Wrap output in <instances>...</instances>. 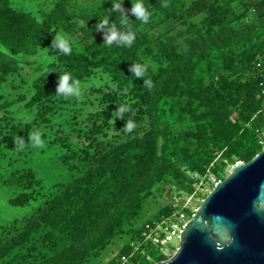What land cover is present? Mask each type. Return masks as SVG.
Returning <instances> with one entry per match:
<instances>
[{
    "label": "trees",
    "instance_id": "obj_1",
    "mask_svg": "<svg viewBox=\"0 0 264 264\" xmlns=\"http://www.w3.org/2000/svg\"><path fill=\"white\" fill-rule=\"evenodd\" d=\"M119 2L37 0L25 9L0 0V182L16 191L10 205L32 207L23 224L0 226V264L101 263L125 237L105 264L166 261L151 260L149 228L209 173L223 180L264 150V0H143L147 24L132 0H121L120 11ZM122 15L136 38L109 46L114 23L126 31ZM61 33L69 55L54 46ZM42 56L48 62L39 64ZM145 63V75L135 76V64ZM65 72L81 84L107 81L92 86L86 110L56 95ZM120 106L128 110L116 118ZM130 119L136 126L126 132ZM32 130L58 150L67 173L46 189L26 161ZM196 193L193 203L208 195Z\"/></svg>",
    "mask_w": 264,
    "mask_h": 264
},
{
    "label": "water",
    "instance_id": "obj_2",
    "mask_svg": "<svg viewBox=\"0 0 264 264\" xmlns=\"http://www.w3.org/2000/svg\"><path fill=\"white\" fill-rule=\"evenodd\" d=\"M180 239L156 264H264V150L214 185Z\"/></svg>",
    "mask_w": 264,
    "mask_h": 264
},
{
    "label": "rangeland",
    "instance_id": "obj_3",
    "mask_svg": "<svg viewBox=\"0 0 264 264\" xmlns=\"http://www.w3.org/2000/svg\"><path fill=\"white\" fill-rule=\"evenodd\" d=\"M16 3L23 5V7L25 9H32L34 1L36 2L37 0H15ZM45 56H42L38 62L39 64H44V58ZM34 70H31L32 73H30V76L34 77L36 76L37 72H36V68L33 67ZM105 82H107L106 80H102L98 83H96L95 80H90L88 82L82 83L81 84V96L77 99H75V96H69L67 97V100L71 103H77L78 105L80 104V106L82 105V102L87 103V98H92L93 96H90V89L92 88V86H97V85H101L104 84ZM17 83V82H16ZM18 85V84H16ZM18 93H21L20 91L17 92H13L12 96H16L18 95ZM8 100H11L12 97H8ZM83 106V105H82ZM68 107H70V105H68ZM84 108L86 106H83ZM87 109V107L85 108V110ZM87 112V111H86ZM20 116H22L25 119L30 120L31 116L29 114H27V112L25 110H21L20 111ZM65 118V116H61V118H59V120H63ZM58 119L56 121H59ZM31 153L30 155L27 157L26 161L27 163L32 167L33 169L37 172L38 177L40 178V180L42 181L43 187L46 189L50 186H52L55 181H59L60 179H64V177L67 176V173L65 171V168L60 164L59 160H58V150L53 148V147H49V145H47L46 142H44V147L42 148H34L31 146ZM33 161V162H32ZM6 177V176H5ZM15 189L13 187H9L6 185H3L0 182V226L2 225H8L11 222L14 221H18V224L21 225L25 222V220H27L30 216L31 213V206H27L24 208H20V207H15L9 204V199L10 197L15 193ZM201 202L198 201V199L196 201H194V203L192 204V208L197 207ZM154 209V207H153ZM155 210V209H154ZM191 212V210L189 211V213ZM153 215V212L151 211L148 215L147 218H150V216ZM191 218V217H190ZM128 242V237H125L124 239L120 240V241H116V243L113 246H110L106 249L105 252H103L101 255V263L97 262H92L90 264H105L106 261L110 258L112 252H117L119 250V248ZM178 240H176L172 247L176 248L178 246ZM168 251H159L156 246L153 247V249L150 251V256H151V260L153 261L154 259H157L158 257H160L161 255H167ZM174 254H170L169 258L171 256H173Z\"/></svg>",
    "mask_w": 264,
    "mask_h": 264
},
{
    "label": "clouds",
    "instance_id": "obj_4",
    "mask_svg": "<svg viewBox=\"0 0 264 264\" xmlns=\"http://www.w3.org/2000/svg\"><path fill=\"white\" fill-rule=\"evenodd\" d=\"M166 6L167 5H165V7ZM113 8L120 11L122 8L121 0L119 3H114ZM131 12L136 16V20L140 21L142 24H147L151 18V13L144 5L143 0H135V2H133L132 0ZM120 22L125 25L126 31L123 34L118 33L115 30V23H114L111 26L110 34L106 35L105 37V43L111 46L113 44V41L119 40L121 45L131 47L136 38L135 32L132 30L131 27L128 26L129 21L126 16L122 15ZM107 23H108V19H103L99 24H97V28H101L104 25H107ZM53 43L54 46L57 47L60 50V52L63 53L64 55L71 54L72 47L69 38L65 34L61 33L55 35ZM48 59H49L48 57H45L44 58L45 62H48ZM147 69H148L147 63L135 64V67L132 69V71L135 73V76L143 77L147 72ZM146 83L148 84L149 88L152 87V83L150 80H146ZM56 95H63L64 97L75 96L76 98H79L81 96V82L79 80L73 79L71 73L65 72L64 74H61L60 77L58 78V87L56 90ZM127 110H128L127 108L120 106V108L116 111L117 114L116 118L117 117L123 118V113ZM135 126H136L135 123L130 119L126 123L123 130H125L126 132H131L135 128ZM29 139L31 141L30 144L32 147L34 148L44 147V141L41 138V133L39 130L36 131L32 130L29 133ZM14 143L19 150H23L26 147V144L19 136H14ZM210 191L208 192V194L210 193Z\"/></svg>",
    "mask_w": 264,
    "mask_h": 264
},
{
    "label": "built area",
    "instance_id": "obj_5",
    "mask_svg": "<svg viewBox=\"0 0 264 264\" xmlns=\"http://www.w3.org/2000/svg\"><path fill=\"white\" fill-rule=\"evenodd\" d=\"M261 85L264 90V81L261 82ZM218 181L219 180L214 174L209 173L206 178H203L199 182L196 191L185 199L182 206L176 212L160 219L159 221H156L155 224L149 228L146 239L150 240L159 251H168V255L176 253L180 247V235L184 230V226L190 219L188 211L191 210L190 214L192 215L196 209V207L191 209L193 200L197 195L196 192L206 194ZM176 240L179 241L178 246L173 248L172 245ZM126 261L127 259L123 258V263Z\"/></svg>",
    "mask_w": 264,
    "mask_h": 264
}]
</instances>
